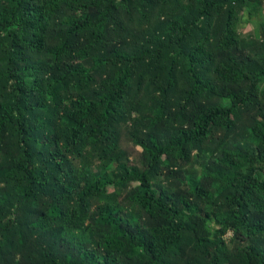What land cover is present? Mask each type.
Returning <instances> with one entry per match:
<instances>
[{"label": "trees", "instance_id": "1", "mask_svg": "<svg viewBox=\"0 0 264 264\" xmlns=\"http://www.w3.org/2000/svg\"><path fill=\"white\" fill-rule=\"evenodd\" d=\"M0 264H264V0H0Z\"/></svg>", "mask_w": 264, "mask_h": 264}, {"label": "rangeland", "instance_id": "2", "mask_svg": "<svg viewBox=\"0 0 264 264\" xmlns=\"http://www.w3.org/2000/svg\"><path fill=\"white\" fill-rule=\"evenodd\" d=\"M254 29H255V26L253 23H251L246 27L245 31L247 34H252ZM128 150H129V154H130L131 159H137L138 158L139 153H140V150L138 148H136L134 150H132V149H128Z\"/></svg>", "mask_w": 264, "mask_h": 264}]
</instances>
